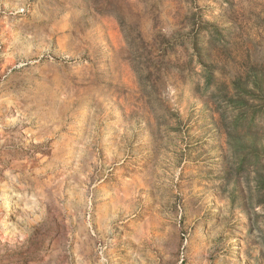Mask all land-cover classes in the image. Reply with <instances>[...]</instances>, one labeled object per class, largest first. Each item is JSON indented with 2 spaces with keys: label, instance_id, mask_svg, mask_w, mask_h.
<instances>
[{
  "label": "rangeland",
  "instance_id": "1",
  "mask_svg": "<svg viewBox=\"0 0 264 264\" xmlns=\"http://www.w3.org/2000/svg\"><path fill=\"white\" fill-rule=\"evenodd\" d=\"M0 264H264V0H0Z\"/></svg>",
  "mask_w": 264,
  "mask_h": 264
},
{
  "label": "bare ground",
  "instance_id": "2",
  "mask_svg": "<svg viewBox=\"0 0 264 264\" xmlns=\"http://www.w3.org/2000/svg\"><path fill=\"white\" fill-rule=\"evenodd\" d=\"M6 61V60H5ZM72 148V147H71ZM74 149V148H73ZM80 149V148H79ZM80 153V152H79ZM216 164V163H215ZM60 166V165H59ZM62 190V189H61ZM66 194V193H65ZM21 195L20 192L12 190V191H8L6 193V197L5 199L9 202V201H16L18 199V197ZM90 202V201H89ZM11 208V207H10ZM17 208V207H16ZM22 211V210H21ZM9 212V211H8ZM27 212V211H26ZM20 214V213H19ZM30 216V214H29ZM32 219V218H31ZM11 220V219H10ZM15 224V223H14ZM207 224H206V228H207ZM4 236V235H3ZM16 238V237H15ZM234 247H236L235 243L233 245Z\"/></svg>",
  "mask_w": 264,
  "mask_h": 264
}]
</instances>
